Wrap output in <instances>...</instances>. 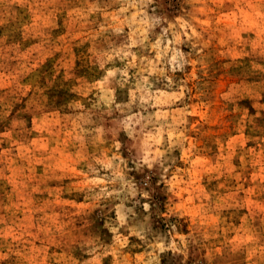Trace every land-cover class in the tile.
<instances>
[{
    "label": "rangeland",
    "instance_id": "374dc122",
    "mask_svg": "<svg viewBox=\"0 0 264 264\" xmlns=\"http://www.w3.org/2000/svg\"><path fill=\"white\" fill-rule=\"evenodd\" d=\"M0 264H264V0H0Z\"/></svg>",
    "mask_w": 264,
    "mask_h": 264
}]
</instances>
